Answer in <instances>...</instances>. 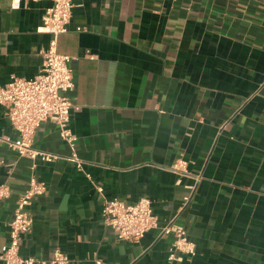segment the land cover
Segmentation results:
<instances>
[{
    "label": "crops",
    "instance_id": "crops-1",
    "mask_svg": "<svg viewBox=\"0 0 264 264\" xmlns=\"http://www.w3.org/2000/svg\"><path fill=\"white\" fill-rule=\"evenodd\" d=\"M9 3L0 86L36 76L50 41L37 29L51 1ZM58 51L71 58L81 106L71 127L86 163L36 161L47 191L31 205L21 254L60 248L71 264H167L173 235L161 227L128 242L103 222L104 197H149L161 225L174 220L197 246L176 264H264V0H75ZM17 135L0 105V184L12 189L0 201V251L32 173L7 142ZM34 146L71 154L51 121ZM180 156L202 176L195 190L193 176L170 170Z\"/></svg>",
    "mask_w": 264,
    "mask_h": 264
},
{
    "label": "built area",
    "instance_id": "built-area-1",
    "mask_svg": "<svg viewBox=\"0 0 264 264\" xmlns=\"http://www.w3.org/2000/svg\"><path fill=\"white\" fill-rule=\"evenodd\" d=\"M3 0H0V6ZM40 0H9L11 10H20L25 2ZM52 5L46 8L38 32L50 35L48 47L43 51V63L39 73L32 78L14 76L6 85L0 86V105L5 108V115L17 132V138L7 140L20 157L32 160V173L27 188L19 196L17 207L9 222V239L2 245L0 264H71V256L60 248L53 250L49 258L24 256L21 246L24 237L28 235L34 224L31 205L34 200L47 191V185L34 172L36 161L55 162L66 158L72 161L78 169H84L86 163L78 153L77 135L71 127L72 112L79 111L70 93L75 88L74 74L70 66L71 58L58 51V38L69 30L73 15L75 0H49ZM54 122L59 129L61 138L69 145L71 154L63 156L59 153L39 150L34 146L38 129L44 122ZM5 160L0 158V166ZM170 170L179 176H193L189 170V161L178 157ZM89 177L90 175L87 174ZM195 185L201 180V175L193 176ZM98 192L103 193L101 186ZM11 186L0 184V201L10 197ZM190 195L183 198L182 209L188 206ZM103 222L112 228L120 240L136 242L153 229L161 227L164 234L173 235L169 248L167 264H176L184 257L192 259L197 255V246L189 237L187 229L169 220L161 225L155 214L152 200L142 197L134 203L126 202L118 197L106 198L102 207Z\"/></svg>",
    "mask_w": 264,
    "mask_h": 264
}]
</instances>
